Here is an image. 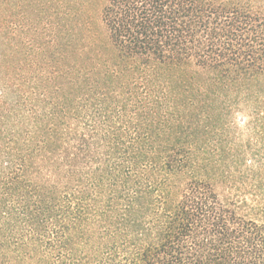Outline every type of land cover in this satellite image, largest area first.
<instances>
[{"label": "trees", "instance_id": "1", "mask_svg": "<svg viewBox=\"0 0 264 264\" xmlns=\"http://www.w3.org/2000/svg\"><path fill=\"white\" fill-rule=\"evenodd\" d=\"M0 264H264V0H0Z\"/></svg>", "mask_w": 264, "mask_h": 264}, {"label": "rangeland", "instance_id": "2", "mask_svg": "<svg viewBox=\"0 0 264 264\" xmlns=\"http://www.w3.org/2000/svg\"><path fill=\"white\" fill-rule=\"evenodd\" d=\"M238 116H241L240 114ZM218 187V190L219 192L222 194V196H226L225 194L227 193L226 189L224 186H217Z\"/></svg>", "mask_w": 264, "mask_h": 264}]
</instances>
